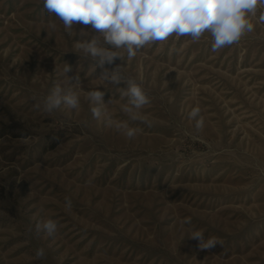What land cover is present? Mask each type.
Segmentation results:
<instances>
[{
  "label": "rangeland",
  "instance_id": "rangeland-1",
  "mask_svg": "<svg viewBox=\"0 0 264 264\" xmlns=\"http://www.w3.org/2000/svg\"><path fill=\"white\" fill-rule=\"evenodd\" d=\"M262 11L217 52L208 33L173 35L105 65L148 96L130 114L126 85L75 53L90 26L70 35L42 0H0V264H264ZM57 84L78 109L45 111ZM96 89L111 123L92 115ZM48 219L55 234L37 233ZM196 230L219 244L201 250Z\"/></svg>",
  "mask_w": 264,
  "mask_h": 264
},
{
  "label": "clouds",
  "instance_id": "clouds-1",
  "mask_svg": "<svg viewBox=\"0 0 264 264\" xmlns=\"http://www.w3.org/2000/svg\"><path fill=\"white\" fill-rule=\"evenodd\" d=\"M43 10L50 16H55L70 35L74 25L90 26L94 35L91 39H81L74 42L76 54L90 58L101 69L99 78L106 83L119 85L124 83L122 95L127 97L123 106L125 113H134L149 103V98L143 88L133 79L125 80L116 66L109 70L105 65H113L117 59L132 60L137 52L149 44L164 42L170 36H190L193 42L200 40L204 33L212 38L211 50L217 52L225 47L238 43L246 33L254 31L252 18L257 9H264V0H42ZM264 23V11L258 17ZM48 27L56 30L55 22L50 21ZM82 37L89 32L81 28ZM64 73L71 71V66L65 64ZM68 77L72 82H80L77 74ZM105 93L92 90L87 93V99L95 106L91 108L94 118L111 123V117L105 106L112 103L104 101ZM65 106L68 109H78L80 98L75 91H65L57 84L44 100V109L52 112ZM199 109H193L190 117L195 118ZM135 119V115L132 116ZM202 122H197L201 127ZM118 129H126L128 138L134 137L136 130L126 123H117ZM66 207L71 208V201H66ZM184 223H190L186 218ZM44 231L52 236L57 231V223L48 219L36 224V231ZM189 238L199 241L201 250H211L219 242L215 238L205 239L200 230L193 231ZM44 249L36 250V256L42 258Z\"/></svg>",
  "mask_w": 264,
  "mask_h": 264
}]
</instances>
